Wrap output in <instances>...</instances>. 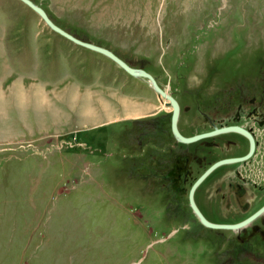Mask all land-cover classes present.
<instances>
[{
    "label": "rangeland",
    "instance_id": "1",
    "mask_svg": "<svg viewBox=\"0 0 264 264\" xmlns=\"http://www.w3.org/2000/svg\"><path fill=\"white\" fill-rule=\"evenodd\" d=\"M30 1L178 97H224L264 70V0ZM152 92L0 0V264H218L138 218L121 183L115 120Z\"/></svg>",
    "mask_w": 264,
    "mask_h": 264
},
{
    "label": "flooded vegetation",
    "instance_id": "2",
    "mask_svg": "<svg viewBox=\"0 0 264 264\" xmlns=\"http://www.w3.org/2000/svg\"><path fill=\"white\" fill-rule=\"evenodd\" d=\"M257 76L212 98L178 97L155 80L176 105L182 139L171 132L168 99L153 92L115 120L120 180L136 216L173 237L198 238L192 245L211 249L218 264H264V70ZM144 106L150 111L139 114ZM190 201L217 228L202 224Z\"/></svg>",
    "mask_w": 264,
    "mask_h": 264
},
{
    "label": "water",
    "instance_id": "3",
    "mask_svg": "<svg viewBox=\"0 0 264 264\" xmlns=\"http://www.w3.org/2000/svg\"><path fill=\"white\" fill-rule=\"evenodd\" d=\"M19 2H22L25 7H27L29 10H31L35 15H37L40 19V21L50 30H52L54 33L60 35L61 37L67 39V41L73 42L83 49L86 48L88 50L94 51L96 54H101L107 57L111 63H114L117 67L121 68L125 71V74L135 77L138 80L145 81L147 83V86L153 91L154 94H157L158 97H166L168 99L169 104L171 105L172 112L170 114V122H171V132L174 136H176L178 139H182L180 135L177 134L174 126H175V116L177 112L176 105L171 99V96H169L167 93L164 92L162 88L158 86L155 80H153L152 76H150L143 68L139 67H132L128 64H125L123 60H121L120 57H118L116 54L111 53L107 48L96 45L95 43L89 42V41H81V39L76 38L75 36L68 34L66 30L58 27L57 25H54L53 22L50 20L48 15L45 14V12L38 7L37 4L30 0H18ZM190 205L192 206L193 214L201 221L202 224L207 225L208 227H214L217 228V226H214V224H210L207 221L204 220V218H201L199 213L196 211V208L194 205H192L190 201ZM236 226V225H235Z\"/></svg>",
    "mask_w": 264,
    "mask_h": 264
},
{
    "label": "crops",
    "instance_id": "4",
    "mask_svg": "<svg viewBox=\"0 0 264 264\" xmlns=\"http://www.w3.org/2000/svg\"><path fill=\"white\" fill-rule=\"evenodd\" d=\"M98 90H99V89H98ZM98 90H97V92H98ZM99 91H100V90H99ZM152 94H153V93H151L150 95H147V96H145V97H141V98H144V102L146 103V102H147L146 99H148V97H152V96H153ZM122 95H123V94H122ZM102 96H103V95H101V94L98 95L97 93H94V94H91V93H90V95H86V97H98V98H100V97H102ZM115 96H116V95H115ZM123 96H124V95H123ZM122 98H125L127 101L130 100L129 98L127 99L126 96H124V97H122ZM118 100L120 101V99H118ZM118 100L116 99L115 102H117ZM145 100H146V101H145ZM127 101H126V103L130 102V101H128V102H127ZM131 103H132V102H131ZM145 107H147V106H144V107H142L141 110H140V109H139V110L142 111ZM98 108L100 109V112H101L103 107H101V105H100ZM86 115H87V113H86ZM101 115H102V114H101ZM94 122H95V121H94Z\"/></svg>",
    "mask_w": 264,
    "mask_h": 264
}]
</instances>
